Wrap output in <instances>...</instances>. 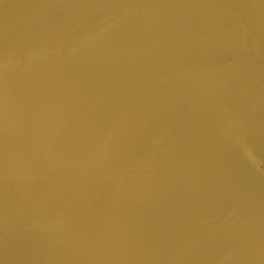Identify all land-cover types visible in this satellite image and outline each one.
Returning <instances> with one entry per match:
<instances>
[{"label": "water", "instance_id": "1", "mask_svg": "<svg viewBox=\"0 0 264 264\" xmlns=\"http://www.w3.org/2000/svg\"><path fill=\"white\" fill-rule=\"evenodd\" d=\"M0 264H264V0H0Z\"/></svg>", "mask_w": 264, "mask_h": 264}]
</instances>
